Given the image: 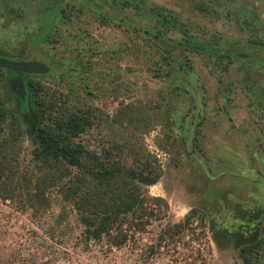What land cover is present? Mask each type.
<instances>
[{"label":"rangeland","instance_id":"374dc122","mask_svg":"<svg viewBox=\"0 0 264 264\" xmlns=\"http://www.w3.org/2000/svg\"><path fill=\"white\" fill-rule=\"evenodd\" d=\"M135 1L170 9L196 36L237 52L235 62L215 69L205 55L148 39L156 19L113 0H0V57L45 58L50 72L28 80L44 85L45 101L90 111L93 125L78 140L161 174L143 185L144 208L123 217L121 244L87 241L49 169L34 161L29 124L9 118L0 132V264H243L236 241L219 246L211 228L235 230L237 206L264 205V0ZM56 3L81 13L58 25L54 42L29 46ZM161 43L186 69L176 78L162 72ZM7 77L1 68L0 98L13 108Z\"/></svg>","mask_w":264,"mask_h":264},{"label":"trees","instance_id":"16d2710c","mask_svg":"<svg viewBox=\"0 0 264 264\" xmlns=\"http://www.w3.org/2000/svg\"><path fill=\"white\" fill-rule=\"evenodd\" d=\"M113 2L133 7L139 13L151 14L156 19L158 26L145 30L148 39L181 46L186 54L191 52L205 55L215 69L226 70L237 58V52L221 47L213 38L202 39L196 36L186 22L173 15L165 6L155 4L146 8L135 0ZM79 13L80 8L68 3L65 6L53 4L42 15L39 27L27 36V44L40 46L45 42H54L59 31L58 25L69 16ZM102 16L106 17V14ZM168 31L179 33L180 40L175 42L169 39ZM159 46L163 53L161 62L166 65L164 69L162 67L164 75L176 78L174 72L180 74L186 71L181 62L178 65L171 63L169 58L174 51L163 43ZM32 76L34 74L29 77ZM30 84L31 88L23 99L11 90L7 77L9 97H14L18 105L7 108L0 98V132L9 118H14L18 127L29 124L27 131L35 145L34 161L49 169L50 178L62 189L63 198L72 204L84 227V238L89 241L107 237L113 244H121L126 238V234L121 231L123 217L144 208L146 199L142 197L143 185L156 183L160 172L148 163L141 167H129L123 156H117L110 150L105 155L91 151L78 140L93 125L90 111L73 109L65 101L59 107L53 96L45 101L47 94L41 96L44 85L33 80H30ZM5 143L0 142V145ZM115 147L120 148L119 145ZM26 183L28 188L32 187L30 181ZM196 213L202 214L199 209L191 210L192 215ZM234 215L235 230L213 223L211 230L215 242L222 246L224 241L234 239L243 264H264V205L253 208L239 205ZM186 220H191L190 214Z\"/></svg>","mask_w":264,"mask_h":264},{"label":"water","instance_id":"95a60500","mask_svg":"<svg viewBox=\"0 0 264 264\" xmlns=\"http://www.w3.org/2000/svg\"><path fill=\"white\" fill-rule=\"evenodd\" d=\"M0 68H6L9 70L17 71L21 74H46L50 72L52 68V64H47L41 60H20V59H11L6 57H0ZM20 87L24 92L25 89V82L20 78ZM12 81V80H11ZM9 87L12 91L14 88L11 87L9 82ZM24 95H22L23 97Z\"/></svg>","mask_w":264,"mask_h":264},{"label":"flooded vegetation","instance_id":"af4514ba","mask_svg":"<svg viewBox=\"0 0 264 264\" xmlns=\"http://www.w3.org/2000/svg\"><path fill=\"white\" fill-rule=\"evenodd\" d=\"M11 59L15 58V59H20V60H41V61H44L46 62L47 64H51L50 62H48L45 58L41 57V58H38V57H30V56H18V57H9ZM8 70V73H9V82L11 84V87L14 88V93H16L19 97H22V95H24L22 98L24 99L27 95V92H28V89H29V85H30V82H29V76L31 74H21L17 71H13V70ZM22 79L25 83V89H26V92H24V90H22V88L20 87V80L19 79ZM12 80V81H11Z\"/></svg>","mask_w":264,"mask_h":264}]
</instances>
